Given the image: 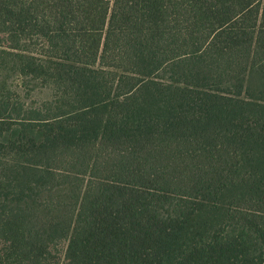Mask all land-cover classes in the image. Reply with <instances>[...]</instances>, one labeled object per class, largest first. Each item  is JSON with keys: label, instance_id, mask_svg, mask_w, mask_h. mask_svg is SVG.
Segmentation results:
<instances>
[{"label": "trees", "instance_id": "trees-1", "mask_svg": "<svg viewBox=\"0 0 264 264\" xmlns=\"http://www.w3.org/2000/svg\"><path fill=\"white\" fill-rule=\"evenodd\" d=\"M0 264H264V0H0Z\"/></svg>", "mask_w": 264, "mask_h": 264}, {"label": "rangeland", "instance_id": "rangeland-1", "mask_svg": "<svg viewBox=\"0 0 264 264\" xmlns=\"http://www.w3.org/2000/svg\"><path fill=\"white\" fill-rule=\"evenodd\" d=\"M21 95L25 97L27 102H32L47 98L49 96V91L47 89L36 88V86H28L21 91Z\"/></svg>", "mask_w": 264, "mask_h": 264}]
</instances>
